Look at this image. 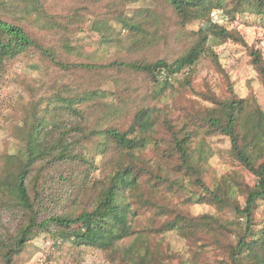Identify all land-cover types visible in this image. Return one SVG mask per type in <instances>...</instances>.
<instances>
[{
	"label": "trees",
	"instance_id": "trees-1",
	"mask_svg": "<svg viewBox=\"0 0 264 264\" xmlns=\"http://www.w3.org/2000/svg\"><path fill=\"white\" fill-rule=\"evenodd\" d=\"M146 1L107 0L112 7L106 12L107 20L94 18L91 29L109 40L114 22L130 34L133 45L150 44L160 37L162 15L174 18L183 29L203 20L205 28L185 31L193 40L171 62L163 58L73 62L70 51L80 27L73 24L75 14L64 18L56 0H0V86L20 82L34 88L26 78L20 80L21 63L41 69L53 64L67 73L73 68L87 71L84 76L76 73L64 81H52L40 96L25 103L19 126L38 139L25 143L18 153L0 155V264H26L41 248L36 240L47 236L58 249L54 259L66 264L81 263L92 251L105 253L113 264H165V257L177 259L178 253L149 248L143 252L138 249V239L169 230L179 231L191 249L197 248L193 264H206L201 258L209 246L221 248L223 257L208 264H264V225L257 217L264 201V159L254 149V139L264 135V110L233 90L227 97L200 92L213 106L174 120L150 105L149 97L158 94L156 89L149 95L137 92L138 84L158 83L164 76L170 80L192 68L207 53L210 35L216 42L232 39L241 43L264 82L263 52L240 31L212 17L216 9H222L233 21L246 14L263 18L264 0H153L157 9L127 13L122 8ZM33 24L54 30L59 42L38 36ZM184 85L192 87L190 76H185ZM135 92L142 95L140 100ZM133 106L136 110L130 122L119 125L116 119L129 114ZM104 118L111 120L101 125ZM158 125L169 135L168 148L162 153L167 168L150 165L138 153L147 146L163 150L165 140L156 135ZM217 134L230 138L232 157L256 177L253 184L245 182L242 188L243 204L210 188L194 159L196 150ZM99 154L107 171L98 178L94 172L100 167ZM174 166L201 187L198 202L230 208L237 220L213 213L192 215L147 196L144 183L149 187L176 185L169 173ZM140 210L168 219L137 229L132 220ZM136 234L141 236L131 247L121 246V241Z\"/></svg>",
	"mask_w": 264,
	"mask_h": 264
},
{
	"label": "rangeland",
	"instance_id": "rangeland-1",
	"mask_svg": "<svg viewBox=\"0 0 264 264\" xmlns=\"http://www.w3.org/2000/svg\"><path fill=\"white\" fill-rule=\"evenodd\" d=\"M57 10L67 18L75 14L74 25L80 26L76 30V38L73 40L74 48L70 51V59L79 63H103L124 60H156L159 58L172 61L181 55L191 44L193 37L187 36L189 31H199L206 27L203 20H196L188 24L187 29L180 28L174 18L162 15L160 37L150 44L133 45L132 37L122 28L121 25L111 24L109 32L111 38L103 40L99 32L91 29V21L99 17L106 19V12L112 8L107 0H56ZM126 5V4H125ZM129 7H122L127 13L138 8H155L153 0L146 2L128 4ZM144 6V7H141ZM212 17L220 24L229 28H235L249 43L257 47L264 55V17L256 14H246L232 20L222 9H216ZM67 21V20H66ZM36 33L47 42L58 43V34L51 29L42 28L40 25H31ZM164 27V28H163ZM185 31H188L186 33ZM208 51L192 68L175 75L170 80L162 77L160 82H145L138 84L137 92L142 95L150 94L154 89L158 94L150 98L151 106L155 108L158 114L164 116L170 114L174 120H180L188 112L201 108L207 109L213 104L210 100L201 96L199 93H209L220 97L231 95L233 90L241 97H246L258 104L264 110V82L258 71L246 54L241 43L235 40L216 42L212 35L208 40ZM21 79L26 78L30 81L31 88L24 84L10 83L0 86V155L5 153H18L24 144L37 141V136L31 130L24 126H19V120L24 114L25 103L40 96L46 85L54 80L64 81L69 77H74L76 73L84 76L87 74L85 69L73 68L71 73L65 72L57 65L51 64L47 69H41L37 65L21 63L18 66ZM185 76L191 77L192 87L184 85ZM110 89H115L113 83L107 85ZM26 87V89H25ZM27 87L29 90H27ZM136 97V92L134 93ZM141 95V96H142ZM138 99L140 100V97ZM137 100V101H139ZM129 114L123 116L121 120L116 119L119 125L123 126L130 122L136 106H133ZM110 118H104L101 125L110 122ZM18 123V124H16ZM127 126V125H126ZM156 135L163 140V150L158 151L152 146H147L138 151L147 162L152 166L170 167L162 158L164 149L168 148L169 135L159 125L156 127ZM16 132V133H15ZM87 145V144H86ZM96 143H92L95 147ZM91 146L89 145V149ZM254 149L259 154L260 159H264V135L254 139ZM102 154L97 156L99 168L94 172L95 177H102L107 171L102 165ZM194 159L200 170L202 179L212 189H218L228 200L237 204L245 202L243 186L246 183L253 184L255 175L242 166L231 154V140L229 137L217 134L209 137L204 147L196 150ZM176 165V164H175ZM171 167L170 176L174 184L159 185L149 187L147 183L142 185L147 196L156 197L160 203L167 204L180 211L198 215L202 213H213L223 219H236L230 208L220 209L215 205L204 202H198V192H202L201 187L193 181V177L184 171H177V166ZM180 184L179 185H177ZM140 214L132 223L135 228L147 227L155 224L160 225L167 216L154 214L151 210L139 211ZM257 217L261 220L260 225H264V201L258 210ZM10 217L6 216L5 221L9 222ZM237 220V219H236ZM241 221H239L240 223ZM243 225V223H240ZM141 236L136 234L121 241V246L125 249L131 247V244ZM138 249L145 251L149 248L154 252L164 251L178 253L179 258H164L165 264L191 263L194 251L191 249L187 240L177 230H169L157 234H150L138 239ZM36 244L41 247L36 251L33 257L26 264H66L54 259L57 247L53 245L52 237H42L36 240ZM222 249L207 247L202 255V260L208 264L217 259H222ZM227 259L225 260V262ZM227 263V262H226ZM77 264H113L108 256L101 251H92L85 256L81 263ZM228 264V263H227Z\"/></svg>",
	"mask_w": 264,
	"mask_h": 264
},
{
	"label": "built area",
	"instance_id": "built-area-1",
	"mask_svg": "<svg viewBox=\"0 0 264 264\" xmlns=\"http://www.w3.org/2000/svg\"><path fill=\"white\" fill-rule=\"evenodd\" d=\"M213 14V16H214V13H212ZM215 17V16H214Z\"/></svg>",
	"mask_w": 264,
	"mask_h": 264
}]
</instances>
